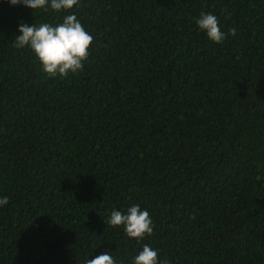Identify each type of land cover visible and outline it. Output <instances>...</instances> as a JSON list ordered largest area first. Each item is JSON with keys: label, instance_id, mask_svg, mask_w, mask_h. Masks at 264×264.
I'll return each mask as SVG.
<instances>
[{"label": "trees", "instance_id": "trees-1", "mask_svg": "<svg viewBox=\"0 0 264 264\" xmlns=\"http://www.w3.org/2000/svg\"><path fill=\"white\" fill-rule=\"evenodd\" d=\"M214 14L225 39L199 29ZM75 14L81 71L49 77L21 22ZM235 28L236 34H229ZM0 264H264V0H0ZM139 205L142 240L109 223Z\"/></svg>", "mask_w": 264, "mask_h": 264}, {"label": "clouds", "instance_id": "clouds-1", "mask_svg": "<svg viewBox=\"0 0 264 264\" xmlns=\"http://www.w3.org/2000/svg\"><path fill=\"white\" fill-rule=\"evenodd\" d=\"M12 5L23 4L33 10L45 9L50 5L54 11L71 9L79 0H9ZM200 30L205 31L207 37L221 43L225 33L221 31L218 18L211 13L201 12L196 18ZM19 35L15 36V47H30L42 65L43 71L49 77L67 76L77 73L84 67V62L89 58V49L94 41L77 19L75 14L64 17L63 22L53 26L49 23L27 24L21 22L18 26ZM229 34L235 35L236 29H229ZM8 203V197H0V206ZM109 223L123 226L127 236L142 240L146 235L153 233V221L147 210L133 205L127 209V214L113 210ZM85 264H116L113 256L105 251L94 259H88ZM134 264H169L168 260H160L158 250L145 244L143 250L134 257Z\"/></svg>", "mask_w": 264, "mask_h": 264}]
</instances>
